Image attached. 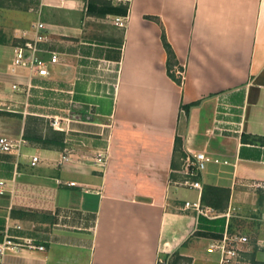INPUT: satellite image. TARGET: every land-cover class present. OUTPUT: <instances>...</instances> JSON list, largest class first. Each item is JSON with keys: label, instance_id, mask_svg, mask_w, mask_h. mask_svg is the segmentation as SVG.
Returning <instances> with one entry per match:
<instances>
[{"label": "crops", "instance_id": "1", "mask_svg": "<svg viewBox=\"0 0 264 264\" xmlns=\"http://www.w3.org/2000/svg\"><path fill=\"white\" fill-rule=\"evenodd\" d=\"M39 22L49 76L14 65ZM2 135L26 143L0 152V245L45 246L3 264H221L210 245L227 232L249 237L235 264H264V0H0ZM177 137L221 160L202 191L177 184ZM206 186L230 191L225 208L203 204Z\"/></svg>", "mask_w": 264, "mask_h": 264}, {"label": "built area", "instance_id": "2", "mask_svg": "<svg viewBox=\"0 0 264 264\" xmlns=\"http://www.w3.org/2000/svg\"><path fill=\"white\" fill-rule=\"evenodd\" d=\"M115 23L120 27H126L127 22L123 18L117 17ZM33 29L36 31L37 36L34 41L25 42L20 44L15 48V66H31L41 76H49L50 72L45 61L39 59L36 56L38 52L37 43L46 39L43 34V30L46 29L44 23L39 22L33 25ZM51 61L56 63L60 61L59 54L56 52L52 53ZM185 68V67H184ZM185 71L178 70L177 74L184 79ZM18 86L14 85L16 89ZM69 122V119H66ZM52 126L57 130H68V124L63 125V120L59 118H53ZM26 143L23 138L13 139L6 135L0 136V152L8 153L12 151H20L21 145ZM33 165H36L40 161L39 156H33ZM70 160L69 154H64L61 158V163L64 164ZM108 156L102 152L98 153L94 158V163L101 166L102 168L106 166ZM210 162L220 163L221 160L218 158H212L205 152H189L186 154V158L183 159V165L181 173L184 174V180L177 182L178 185L188 186L190 188L197 189L199 191L203 190V185L199 180H196L199 175L207 168ZM224 163H229L224 161ZM75 182H70V185H75ZM5 183L0 181V192L3 193V187ZM257 187L264 188V183L259 182L254 184ZM186 208H196L198 212H203L199 203H192L187 201L185 204ZM249 243V237L239 233L231 234L229 232L225 233L224 237L214 242L210 245V251H219L221 255V264H235L240 257L243 250V246ZM30 247L37 248L39 250H45V246H36L32 239H25L23 242H16L13 239H8L4 244L0 245V264H3V258L8 251ZM160 264H165L166 261L159 258Z\"/></svg>", "mask_w": 264, "mask_h": 264}, {"label": "trees", "instance_id": "3", "mask_svg": "<svg viewBox=\"0 0 264 264\" xmlns=\"http://www.w3.org/2000/svg\"><path fill=\"white\" fill-rule=\"evenodd\" d=\"M162 40L164 47L168 54V60H167V71L169 76L177 82L179 85L183 84V78L177 74L178 70L185 71V68L180 64L179 59L177 57V54L175 50L173 49L172 45L168 41L167 35L165 31L162 35ZM197 104H191L188 106H183L186 110H188L192 105ZM243 139L246 140V137H243ZM176 156L180 157L183 161L184 158H186V152L183 150V141L180 137H177L176 143H175V155L173 159V167H176ZM230 198V191L224 188L215 187V186H206L204 189L202 201L203 204L210 206L214 209H223L226 206V203L224 201H228ZM179 257L177 260H175L172 264H178Z\"/></svg>", "mask_w": 264, "mask_h": 264}]
</instances>
